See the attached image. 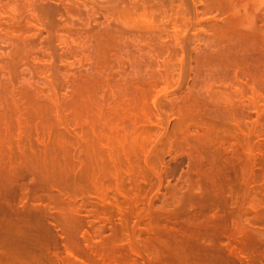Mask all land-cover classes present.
I'll list each match as a JSON object with an SVG mask.
<instances>
[{
	"label": "bare ground",
	"instance_id": "6f19581e",
	"mask_svg": "<svg viewBox=\"0 0 264 264\" xmlns=\"http://www.w3.org/2000/svg\"><path fill=\"white\" fill-rule=\"evenodd\" d=\"M245 15V21L242 20L244 22L237 19L238 22H242L239 23L241 26L237 23L241 28L240 32L226 37L229 44H225V49L221 48L220 55L227 57L226 62L231 61L232 64L231 62L229 64L233 68L235 66L236 70L239 69L240 77L246 86L252 89V94L255 97H262V91H264L263 27L257 24L256 14L245 13ZM147 21L148 26L153 28L152 20L147 18L146 23ZM162 40H160L162 43L155 41L152 37L147 40L150 54L147 56L150 59L147 60L144 73L136 69L127 82H116L117 92H113L116 89L111 92L116 95L113 102H106V98L101 101V96L99 100L96 97V93L99 92H96L98 87L96 84L106 77L105 71L103 72L105 69L100 66L101 61L95 68L77 78L78 82L73 91L71 90L72 97L69 100H67L68 97L65 101L57 100V98L55 100L54 97H52L53 100H40L36 97L32 99L27 90L23 91L25 95L24 98L21 96L23 100H19L20 102L16 99L15 102L14 100L9 102L7 96L6 100L0 98V264H43L42 260L46 255L44 250L50 249L51 246L55 247L56 244H60L65 252L64 259L60 258L61 262L70 260L65 264H131L132 256L137 255L141 258L144 255L146 257L149 255L150 258L153 256L151 260H148L152 261L151 264H236V259L241 264H257L263 261L264 200L260 199L258 205L256 204L258 201L251 200V202L245 190L237 185L236 179L239 177L238 172L242 169L237 165L239 146L247 152L252 151L251 153L259 150L260 146L256 149L257 146L254 145L253 140L245 141V138L243 141L246 144L243 146L241 141L231 142V137H228L223 143L226 141L229 143L234 155L226 163L217 159L211 150L216 142L213 134L218 127L228 123L241 127L243 118L236 117L235 108L226 112L219 111V113L214 110L216 114L205 113L203 112L204 101V104L202 101L201 104L196 97H192L193 100L191 97H186L187 95L182 96L184 100L179 101L181 104L177 106L181 116L179 119H182L177 122L173 134L180 137V134L188 132V135L191 130H187L191 124L192 127L196 122L203 124V126L198 123L195 125L197 128L195 131L199 132V135L200 132L202 134L196 141L197 145H194L195 151L199 150L198 156L203 158L199 157L200 160L198 159L195 165L192 164L193 169L191 168L190 175L187 174L189 177L187 176L185 181H188L185 183L187 185L193 183V189L197 185L200 193H189L186 197L183 196V199L178 198L180 200L174 198L177 195L173 198L168 196L169 202L164 200L167 204L170 201L174 204L179 202L176 206L171 205L176 207L175 210L167 208L174 211L172 210V213L170 211V214L166 213L165 217H162L164 213L161 212V218L166 219H164V225L159 223L162 225L159 226L152 219L149 226L150 222L147 221L149 218L156 215L155 218L158 220L155 219V221L161 222L162 219L159 215L157 217V213L160 214V212L151 213L152 204L147 207V202H144L154 184H150L152 185L150 190L141 188V182L146 181L147 172L145 173L144 167L139 163L138 165L134 159L141 157L140 153H142L143 156L145 155L147 164L150 153L147 154L146 150L151 141L148 138L147 129L148 126L159 124L161 121L158 118L159 121L156 123L152 120L153 114L148 116L150 109L147 106V98L152 97V94L155 96L154 92L161 90L157 89L159 85L165 80L166 83L168 81L169 76L167 73L163 74L160 68L161 66L170 67L171 61H166L170 62L168 65L165 62V65H162L160 58L155 65L157 67L154 66L156 63L154 57L164 52L165 42ZM210 54H205L207 56H204L199 69H196L197 76L205 78V81L208 79L207 82L212 73L208 68L213 60L210 59ZM172 56L174 54L169 57L173 58ZM110 76V74L107 75L106 79L110 80ZM114 95L111 96L114 97ZM156 97L159 96L156 95ZM158 100L160 99L153 100L156 108L161 105L160 103L158 105ZM193 120L195 123L187 124L188 121ZM258 122L259 120L251 122L249 130L257 132L258 134H255L260 138L261 130L264 129L260 130L259 126L262 122ZM240 130L243 129L240 128ZM245 131L243 133H246ZM248 134L252 135L251 132ZM170 137L175 138L173 135ZM179 137L176 139L180 140ZM250 138L252 139L251 136L248 139ZM179 140H176L178 142L171 140L170 146L175 145L173 141L180 146L181 140ZM207 144L213 145L207 147ZM160 157L161 155L158 157L159 161ZM125 160L128 166H125ZM248 165L245 166L246 169L250 166ZM154 167L157 174L159 171L157 167ZM110 177L114 178L115 182L110 184L111 187L113 183L115 185L112 188L115 190L110 187V192L115 191L117 195L114 199H111L114 195L112 197H110L111 194L109 195V186L107 188L112 181ZM189 178L192 183L188 180ZM106 180L111 181L106 183L105 187ZM88 184L94 187V191L90 189L93 187L89 190L94 192V196L98 194L97 202L101 203L106 210L111 207L115 211L116 208L117 213L114 212V215H117L116 218L114 215L108 216L107 211L100 204L90 208L91 200L88 201L89 204L87 201L78 202L80 193L90 192L85 188L86 185L89 186ZM193 189L190 190L193 192ZM241 189L244 190L243 194ZM96 190L98 193H95ZM118 194L119 197L122 195L129 198H126L129 200L127 206H121L123 202L119 201ZM106 204H111L113 207H106ZM163 204L157 210H162ZM164 208L163 210H166V203ZM257 209L262 212L260 211V214L257 212L256 216L250 217L252 210L257 211ZM150 214L155 215L150 216ZM143 221H147L144 227L141 226ZM89 225L93 226H90L94 229L93 232L86 229ZM108 229L110 233L106 234ZM146 233L148 237L142 238V235ZM124 238L127 240L128 252L122 254L117 248L121 246L120 243ZM46 258L51 264H56L49 255Z\"/></svg>",
	"mask_w": 264,
	"mask_h": 264
},
{
	"label": "rangeland",
	"instance_id": "374dc122",
	"mask_svg": "<svg viewBox=\"0 0 264 264\" xmlns=\"http://www.w3.org/2000/svg\"><path fill=\"white\" fill-rule=\"evenodd\" d=\"M245 13L256 14L257 24L259 23L258 25L263 27L262 31L264 32V0H0V72L3 73V71H5L3 74L0 73V98L6 100L7 96L9 102L10 100H14L15 102V99L22 101L23 99H21V96L23 97L25 95L23 91L27 90L30 96L28 93L27 95L32 99L36 97L40 98V100H53L52 97H54L55 100L57 98V100L65 101L68 97L67 100H69L70 97H72L73 88L78 82L77 78L81 74L95 68L96 64L101 61L100 66L105 69L103 70V72L105 71L104 75L107 77V75L110 74L111 76L109 77L110 80H107L103 75L105 77H103L104 80L106 79L105 82H103L104 80L99 82L101 84L103 83V85L99 83L96 84L98 85V87H96V92L99 91L96 93V97L98 100L102 97V99H100L101 101L106 98V102H113L116 95L111 92L115 89L116 90L113 92H117V88L115 87L116 82H127L136 69H140L138 71L140 72L142 70L141 72L144 73L147 60L150 59V57H148L150 54L148 53L147 40L151 37L155 39V41L163 39L162 41L165 42L164 44L167 46H164V52L159 53V55H156L158 54L156 53V56L154 55V62L156 61L154 66L157 65V60L160 58V61H162L160 63H163L162 65H165V63L168 65L170 62L166 61H171L170 67H165V69L164 66H161L162 68H160L163 74L167 73L169 77L171 75V78L166 76L168 77L167 83L165 82L166 80L162 82L159 85L160 87L157 88L161 90L155 91V96L152 94V97H148V103H146L150 109V114H148V116L153 114V116L151 115L153 121L158 123L160 119L163 123H166H164L166 126L161 123V121H159L160 126L159 124L148 126L149 130L145 126V129L148 131V138L151 140L146 150L147 154L150 153L149 160L147 158L149 163H145V155L143 156L142 153H140V158L137 157V159H134L137 164L139 163L144 167L145 173L147 172L145 174L147 175L146 181L141 182V188L143 190H150L152 188L148 191L150 192V194H148L149 199L145 198L144 202H147V207L152 204V207L150 206L151 209L149 208L151 213L160 212V214L157 213V217L159 215V218L162 219L161 222H158V218H155L156 215L150 214V216L155 215V217L149 218L147 220L148 223L152 219H154L153 221L155 224L165 223L166 219L161 218L162 213L165 214H163L164 216L162 215V217H165L167 215L166 213L170 211L172 213L173 209H169L174 208L175 210L176 207L174 206L179 203L175 202L176 204H174L170 201V203L167 204L165 201L170 200V197L173 198L177 195L174 197L175 199H183V196L186 197L189 193H200L197 185L195 186L196 189H193L194 185H192L193 183L190 178L188 180H190L192 184H185L188 182L185 181L193 169L192 164L194 163L193 165H195V162L200 160L199 157L203 158L200 155L198 156V154H200L197 153L199 150L196 152L194 149V145L198 143L196 141L202 134V132H200L201 134L199 135V132L195 131L197 129L195 125L198 122L193 125L194 129L190 123L194 122V120L187 122V124H191L190 126L188 125L190 128L187 131H192H190L188 135V132H184L186 134H180V137L179 135L175 136V134H173L176 130L177 122L182 119H179L181 116L177 109L179 107L177 106H180V102H183L182 99L184 100V98H182V96L184 97L186 95V97L189 98H198L195 99L199 100L200 103L204 101L205 105H203V112L205 113L216 114L215 111L218 113L219 111L226 112L235 108L236 117L238 119L243 118L241 127L235 126L233 123L218 127L213 134L216 140V142H214V147L212 146L213 144H207V147L211 145V150L214 155L217 156V159L226 163L228 159L233 157L234 153L227 141L223 143L224 139L231 137V142L238 143L241 141L240 143L245 146L246 142L243 141L245 138V141L253 140L254 145L256 144L257 146L256 149L260 146V149L255 150L253 153H251L252 151L247 152L239 146L237 152V156H239L237 165L242 169L245 168V171L241 169L238 172L239 177L237 176L238 178H236L238 182L237 185L245 190V194L249 197V200L258 201V203L255 202L258 205L260 199L262 201L264 200V130H261L264 129V91H262V97H255L254 94H252L253 92H251L252 89L247 87L244 80L240 77L239 69L236 70L237 68H235L234 65L233 68L232 65L229 64L231 61L228 60V62H226L227 57L220 55L221 50L223 48L225 49V44H229L226 37L229 34L236 35L240 32L241 28H239L238 24L245 21ZM147 18L152 20L154 25L153 28L148 26V21L146 23ZM249 18H251V16ZM237 19L244 21L238 22ZM234 23H236L238 27ZM176 29H179V31ZM160 36L162 37L159 38ZM175 44L177 45L175 46ZM227 46L228 45H226V47ZM173 54V58H170ZM205 54H210V59H213L209 63L211 67L208 65V68L211 69L213 73H211L208 82V79L205 81V78H199V76H197L200 63L202 59L207 56ZM220 57L223 58L221 59ZM17 58H19V60ZM181 59L182 61H180ZM172 60H174V62ZM102 67L101 69H103ZM174 73L175 75L173 76ZM173 78L176 79H174V82ZM173 83H175L176 86ZM163 85H165L166 88ZM99 88L101 89L99 90ZM2 90L4 92H1ZM69 90L72 91L70 92ZM163 90L165 93H162L164 92ZM20 92H22V94ZM2 93L6 95H2ZM164 94L165 96H163ZM111 95H114V97ZM156 95L159 97H156ZM99 96L101 97L99 98ZM158 98L160 100H158L157 103L158 105L160 103L162 106L159 105L156 108L153 100ZM176 103L178 105H176ZM206 105L208 106L206 107ZM227 107L230 109L228 110ZM162 118L164 120H162ZM258 120L260 123L262 122L259 126L262 131L260 138H258V133L252 130L253 128L251 129L252 131L249 130V126L252 124L251 122ZM147 124L149 125V123ZM185 126L187 125L185 124ZM200 126H203V124ZM240 128L243 130H240ZM61 129L63 130V128ZM61 129L60 131L62 132ZM244 130H246V133H243ZM78 131H80V128H78ZM249 131L252 133V135L250 134L252 139H248L250 137L248 134L250 133ZM63 133H65L64 130ZM172 135L175 138L171 139L170 136ZM178 137L181 141L176 139ZM173 139L175 142L179 140L181 143L180 146L178 145L179 143L176 145L174 141L173 143L176 146H170L172 144L171 140ZM157 155L158 157L161 155L160 161ZM249 159L250 161H248ZM246 164L250 165H248L249 167H247V169L245 167L247 166ZM126 165L128 166L127 162L125 166ZM153 167H157L159 171L157 174ZM196 177L194 178L196 179ZM110 179L112 181L106 180L104 184L106 187L109 181H111L109 185H107V188L109 186V195L111 194L110 197L114 195L113 198H111L114 199V197L117 196L114 193L115 191H112L115 190V188L112 189L115 182L113 180L114 178L110 177ZM112 182L114 183L111 187L110 184H112ZM151 183L154 184V187H151L152 185L150 186ZM88 185L89 186L86 185L85 188L90 192L84 191L80 193L78 202L87 201V204H89L90 202L88 203V201L91 200L90 206L88 205L90 208L97 206V204L102 205L97 202L98 199L96 196H98V194L94 196L95 194L92 192L94 191V187L90 184ZM90 187H93V189ZM110 187L112 189L111 192ZM190 187L193 189V192L190 190ZM89 188L92 191L89 190ZM185 189L186 192L184 191ZM243 189H241L242 194L244 192ZM187 190H189L188 193ZM196 191H198V193ZM96 192L97 190L95 193ZM93 196L95 198H93ZM118 198H120V202H123L121 206L125 207L128 205L127 202L129 200L127 199L129 198L123 197L122 195L119 197V194ZM164 202L166 203V210H163L165 209ZM161 204L164 205L163 209L157 210L158 207L162 206ZM173 204L174 206H171ZM169 205L171 207H169ZM107 206L110 207L112 205L106 204V207ZM102 207L104 206L102 205ZM112 209L113 208L110 207L109 210H106L104 207V210L107 211H105L106 214L110 217L114 215V212L117 213L116 208L114 209L115 211ZM259 209H257V211L252 210V213L250 211L249 213L251 214L248 213L249 216L251 217V215H253L252 217H254L255 213L262 212V210ZM115 216L117 217V215H114V217ZM155 219L157 220L155 221ZM147 221H143L144 223L141 222V226L144 227ZM151 223L152 222H150L149 226ZM164 223L162 225H164ZM131 224L133 223L131 222ZM162 225L159 224V226ZM90 226L91 225H89L88 228L86 227V229L93 232L94 229L91 228L93 226ZM109 233L110 231L108 229L106 234ZM151 235L153 236V234ZM146 237H148L147 233L142 235V238ZM126 241L127 240L124 238L120 243L121 246L117 248L118 252L122 254L128 252ZM56 245H54L55 247L51 246L50 249L44 250L46 255L42 260L43 264H51L46 258L48 255L54 259L56 264H65L70 261H67L68 259L65 257L67 260L61 262L60 258L65 256V252L60 244L58 246ZM152 258L153 256L150 258L149 255L147 257L144 255L142 258L138 255L132 256L131 264H151L152 261L148 260ZM236 260V264H241L238 259ZM257 264H264V259Z\"/></svg>",
	"mask_w": 264,
	"mask_h": 264
}]
</instances>
